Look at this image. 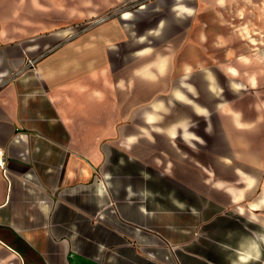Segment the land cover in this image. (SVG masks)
Here are the masks:
<instances>
[{
	"label": "crops",
	"instance_id": "1",
	"mask_svg": "<svg viewBox=\"0 0 264 264\" xmlns=\"http://www.w3.org/2000/svg\"><path fill=\"white\" fill-rule=\"evenodd\" d=\"M123 1L0 0V264H264V107L249 109L254 172L218 180L214 202L208 171L193 179L178 151L198 143L189 109L207 111L186 96L209 37L196 19L231 21L249 67L264 69V0H155L138 11L150 27L112 21L67 39L71 29L49 24ZM68 2L88 8L66 17ZM174 67L185 88L170 96L176 108L160 95ZM209 77H195L206 103Z\"/></svg>",
	"mask_w": 264,
	"mask_h": 264
},
{
	"label": "rangeland",
	"instance_id": "2",
	"mask_svg": "<svg viewBox=\"0 0 264 264\" xmlns=\"http://www.w3.org/2000/svg\"><path fill=\"white\" fill-rule=\"evenodd\" d=\"M152 1L155 0H125L116 7L114 6L86 19L50 20L49 24H57L60 28L71 29V32L65 36L66 39L69 36L74 37L95 28L105 27L112 21L119 27L139 29L150 27L154 20L146 17L137 18L144 16L138 14V11H141L139 9H142V11L149 9L152 6ZM85 6L88 8L87 4L68 2L65 5V16L67 17L70 14L69 12L74 9L84 8ZM126 12L129 13V16L123 19L122 17ZM196 24H198V28L200 27L199 30L203 28L209 33L208 43L204 46L205 50L198 53L206 60L203 59L202 61V64H205L203 67L190 69L188 77H193L192 82H194V85L186 96L188 98L192 96V104L195 110L198 109L196 108L197 105L202 103L206 106L204 111H207L205 115H196L191 112V108L189 109L188 122L191 125V134L194 139L198 140V143L191 142V146L188 148L183 143L179 144L180 149L178 151H181V153L186 152V156L188 155L187 158L183 159H188L190 162H180L182 165L180 166L182 169L192 168L193 179L198 176L204 182L205 175H197L196 173H200L202 169L208 171L207 184L203 186L208 188L209 195L214 198L209 197V199L213 201L215 200L213 187L218 184V180L223 181L224 184L232 185L236 178L235 171H238L239 168L246 173L255 170V167L248 162L252 159L250 158V150L255 153L259 152L260 149L249 147L250 140L253 139V144H255L256 139H254L255 133L249 128L248 120L250 108L255 106L264 107V69L249 67V51L247 46L243 42L239 44L238 39L233 35L231 21L208 19L207 21L204 20L203 23L200 19H196ZM145 42V45L153 44L150 37H146ZM153 49L154 47H152ZM145 50L148 51V49ZM182 70L179 67L172 68L169 80L162 79L161 81V98H166V104L172 108L178 106L170 97L172 92L185 89L180 86L183 75ZM200 73L210 76V80L214 81V83L205 86L209 93L208 103L203 100V89L199 87L198 79H195ZM160 74L161 77L166 75L165 72H162V69ZM255 74L258 75V83H255V88H250V75L255 76ZM234 112L241 114V124L234 120ZM256 143L261 144V141L257 140ZM167 150L170 151V149L164 147L161 154L168 157L170 165L172 160L176 161V156L168 155ZM155 154H157V150ZM235 157H241L242 162L235 161ZM261 166L260 175L263 176L264 165L261 164ZM190 181L193 184L196 183L198 187L200 186L199 179Z\"/></svg>",
	"mask_w": 264,
	"mask_h": 264
},
{
	"label": "built area",
	"instance_id": "3",
	"mask_svg": "<svg viewBox=\"0 0 264 264\" xmlns=\"http://www.w3.org/2000/svg\"><path fill=\"white\" fill-rule=\"evenodd\" d=\"M37 58H27L24 68L26 69H33L36 64ZM0 167L2 169L5 168V158L3 155V150L0 148Z\"/></svg>",
	"mask_w": 264,
	"mask_h": 264
}]
</instances>
